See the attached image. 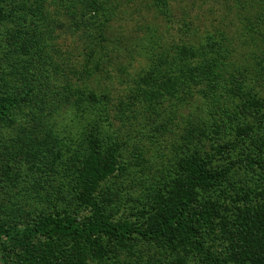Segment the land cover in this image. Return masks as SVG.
<instances>
[{
	"label": "trees",
	"instance_id": "obj_1",
	"mask_svg": "<svg viewBox=\"0 0 264 264\" xmlns=\"http://www.w3.org/2000/svg\"><path fill=\"white\" fill-rule=\"evenodd\" d=\"M149 1L170 21L167 0ZM246 2L255 3V12L243 18V62L224 31L200 38L185 22L183 39L167 46L148 28L141 47L135 44L144 66L112 101L84 82L101 69L114 15L109 1L0 0V129L13 136L5 156L27 157L23 146L38 140L49 145L52 172H61L40 198L47 210L33 207V217L24 209L0 212L1 264H101L140 241L159 246L174 264H264V0ZM49 8L64 12L70 33L85 43L80 69L60 58L53 40L61 26ZM196 88L206 107L219 112L221 126L211 123L214 136L233 126L235 138H216L201 155L189 148L195 135L187 129L171 175L149 182L132 207L134 219L115 218L124 205L109 185L129 168L123 161L127 143L110 129L113 121L124 126L137 115L166 114L164 130ZM241 146L248 149L239 162L216 163ZM144 148L132 149L137 164L144 162ZM11 171L0 170V181L8 184Z\"/></svg>",
	"mask_w": 264,
	"mask_h": 264
},
{
	"label": "rangeland",
	"instance_id": "obj_2",
	"mask_svg": "<svg viewBox=\"0 0 264 264\" xmlns=\"http://www.w3.org/2000/svg\"><path fill=\"white\" fill-rule=\"evenodd\" d=\"M103 1H109L110 9L115 8V10L114 8L111 9V11H114V15L106 31L108 39L106 51L102 54L103 60L100 64V71L92 74L84 82L86 87L94 93L109 94L112 101L120 95H124L129 86L128 82L144 66V60L140 57L135 44H139V47H141L142 43L145 42V33H149L148 28L152 30L156 40H160L167 46L172 42L177 43L183 39L184 36L181 34L179 27L185 22L192 24V27L196 30V35H198L197 37L200 38H203L207 33L218 34V32L224 31L234 41L233 45L235 47H232V49L236 51L234 57L238 60L237 62H243L242 59L247 52V46L244 47L243 45V41L246 39L242 36L241 31L244 24L243 18L252 17L255 12L252 8L255 4L253 2H246V0H167L171 14V19L168 21L154 10L149 0ZM81 9L84 10L82 7ZM49 11L61 26L55 27L54 36L56 38L53 40L56 48L60 51V58L70 59V64H67L71 68L80 69L85 60V43L79 41L76 34L73 36L70 33L68 28H71L72 25H69V17L64 12L60 11L57 14L53 8H49ZM250 11L251 14L249 15L248 12ZM77 15L76 17H78ZM3 31L0 28V32ZM139 36L141 37L137 38ZM193 39H195L194 36ZM3 50L0 51V60L2 59ZM66 62L68 61L66 60ZM246 84L250 87L255 85V89H258L257 84H254V82L249 84L247 82ZM199 91L198 88L193 89L190 97L181 102L176 118L170 120L165 125L164 130L161 125L167 120L166 114L160 116L137 115V119L133 120L132 124L124 126L113 121L114 125L110 129H114L113 131L116 132L119 140L127 143L123 161L129 168L120 179L111 181L109 185L110 190H118L120 196L117 200L122 201L124 205L123 210L113 212L115 218L126 214L132 217L134 214L132 207L136 205L135 201L143 198V193L145 188L149 187V182L152 179L155 182L161 175H171V170L176 167L175 160L178 156H181L182 136L187 129L192 128L195 135L189 148L191 150L196 149L201 155L208 153L209 146L214 139L217 138V142L221 143L227 139L233 140L235 138L233 126L226 129V132H222V129H220L219 136H214V128L211 123L216 121L221 126V119H218L219 112H214V115V108L210 104L206 107L205 100L201 97ZM212 114L216 119L211 117ZM55 122L60 125L64 123L61 119L60 121L56 119ZM10 131L11 129L8 128L0 129V170L12 169L11 173H8V184L0 181V212L3 214L13 208L19 211L24 209L30 214V217H33L35 212L48 209L45 204H42L40 198L48 194V187L53 185L54 179L61 178V172L59 169L52 172V169L55 168H50L48 165L51 157L48 156L50 153L48 150L49 145H39L38 140L31 141L30 144L23 146L28 150L26 152L29 154L27 157L24 154L15 158V161L14 159H7L4 146L8 144L9 138H13ZM201 132L202 134H200ZM152 135L156 139L150 140ZM36 138L40 139L41 136ZM112 138H114V135ZM142 145L145 146L143 150L144 162L137 164V161L131 158L134 153L132 149L135 146ZM246 148L248 149L246 146H241L236 151H232L229 156L224 157L222 161L216 163L230 165L231 167L234 162L240 161L241 154L246 155ZM48 168L51 171L39 172L38 170ZM55 172L60 174L55 175ZM58 206L61 205L58 204ZM33 207L34 209L37 207L38 210L32 211ZM131 219H134V217ZM128 250H131L130 253L121 251L115 258L106 259L101 264H174L172 257L169 258L167 253L166 255L163 254L160 247L153 242L140 241ZM187 264L196 263L195 260L191 259Z\"/></svg>",
	"mask_w": 264,
	"mask_h": 264
}]
</instances>
